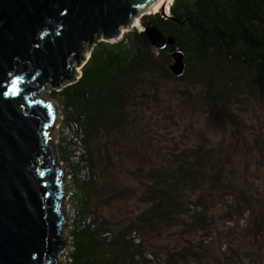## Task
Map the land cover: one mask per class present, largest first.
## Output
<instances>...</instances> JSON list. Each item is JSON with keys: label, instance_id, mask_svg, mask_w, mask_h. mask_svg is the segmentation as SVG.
<instances>
[{"label": "trees", "instance_id": "obj_1", "mask_svg": "<svg viewBox=\"0 0 264 264\" xmlns=\"http://www.w3.org/2000/svg\"><path fill=\"white\" fill-rule=\"evenodd\" d=\"M141 22L172 42L157 49L138 29L100 41L78 79L50 88L65 123L84 134L79 161L65 138L58 147L73 174L69 264H264V181L256 193L252 178L264 180V153L232 109L264 102V0H174L169 15ZM176 52L181 76L170 69ZM175 91L181 109L204 123H190L195 147L166 151L150 128L173 109ZM211 130L220 141H205ZM235 149H255V168L237 170ZM127 174L140 183L144 208L114 223L102 206L127 204Z\"/></svg>", "mask_w": 264, "mask_h": 264}, {"label": "water", "instance_id": "obj_2", "mask_svg": "<svg viewBox=\"0 0 264 264\" xmlns=\"http://www.w3.org/2000/svg\"><path fill=\"white\" fill-rule=\"evenodd\" d=\"M164 1L0 0V264H62L69 251L68 181L53 152L61 118L40 92L71 84L98 42L121 40ZM145 32L157 49L172 42L158 27ZM172 57L170 69L181 76L184 55Z\"/></svg>", "mask_w": 264, "mask_h": 264}, {"label": "rangeland", "instance_id": "obj_3", "mask_svg": "<svg viewBox=\"0 0 264 264\" xmlns=\"http://www.w3.org/2000/svg\"><path fill=\"white\" fill-rule=\"evenodd\" d=\"M161 13L166 15L165 12L161 11ZM149 14L147 13L143 14L139 19L140 26L134 27V28L132 27L129 31H131L132 29H138L139 31H144L145 28L142 25L141 18ZM82 68L78 67L77 72L78 73L82 72L81 71ZM79 77L80 76H78L77 79ZM48 88L50 91V88L52 87L48 86ZM50 92H47V90L43 89V91L40 92V100H43L45 102L55 101L56 104L54 106L58 108L59 110L58 113L60 114V118H61L60 123L56 124L53 152H55L54 157L56 158L57 165L60 164V169H63L64 177L68 181V184L66 182V190H65V191H68V193L65 194V197L63 200V203H64L63 210L65 214L67 213L66 220L68 219L69 221L70 219L68 218V214L71 213V208H72V204H71L72 191L69 186V183H70L69 179L71 176L69 175V172L66 166L67 164L65 162L60 161V157L58 154L59 144L61 140H63L64 138L63 135H65V129H63V123L65 121L61 113L62 110H61L60 105L58 104L56 100L52 99L49 96ZM167 102L171 104L173 109L165 117L163 116L160 119V123H155L153 126H151L150 128L151 136H156L159 139H161L162 145L166 148V151H170V150L174 151L177 149L179 151H182L185 148L195 147L196 144L198 143V138L195 135V129L191 127L190 123L194 124L195 126L199 124L202 125L204 123L203 120L201 119V117H196V119L192 120V118H190L189 115L181 109V97L179 96L178 93H176V91L174 92V94H172L168 98ZM244 105L245 106H242V107H237V106L232 107V109H235L236 113H238L237 116L239 117V120H240L239 122L244 123V124H241L242 135L246 134L249 144H251L252 140H254V135L258 136V140L262 148L261 151L264 153V102H259V101L247 102ZM65 137L66 139H68V136L65 135ZM221 137L222 135L220 134V132L211 130L209 133H206L205 141L207 143L218 142L221 140ZM68 143H71V142L68 141ZM71 144L73 146V143ZM228 145H229V137H228ZM257 155L258 153L255 149H253V152L249 153L248 156H244L243 153L238 152L235 149L234 151H232L230 160L235 162L233 165L237 170H241L245 166H248L251 169H254L256 165V161H258V159L256 158ZM61 163H63L64 165H62ZM239 164H242V166H240ZM252 178L255 183L254 188L256 190L258 189L256 193H259V192L263 193L261 189L263 186V181H264L263 176L258 177V175H253ZM121 179H122V182H124V186L125 187L127 186L128 188L131 189L130 195L128 196L129 197L128 200H124L127 202V204L125 205L124 203L121 204V203H118V201H115L111 203L110 205L104 204V206H102V213L105 216H107L109 219H111L114 223L115 222L128 223L129 220L132 218V216L133 217L136 216V214L140 211L139 207L144 208V206H141L140 205L141 203L137 201V196H139V194L141 193L140 183L134 178H132V176H130L129 174L122 176ZM100 199L101 198H99V200ZM67 225H70V223H67ZM69 230H70V227H65V230L63 232L65 241L68 240L67 244L69 246H66V249H68L69 251L64 252V256L61 258L62 264H67L69 262L67 260V256L70 250L72 249Z\"/></svg>", "mask_w": 264, "mask_h": 264}, {"label": "built area", "instance_id": "obj_4", "mask_svg": "<svg viewBox=\"0 0 264 264\" xmlns=\"http://www.w3.org/2000/svg\"><path fill=\"white\" fill-rule=\"evenodd\" d=\"M169 13L170 12H168V14H166V15H169ZM63 129H65V135L68 136V139H66L65 135H63L64 138L67 141L73 143L74 152H73V154L71 156V161H79V156H81L83 153H85V147H84V143H83V139H84L83 130L80 127L79 123L76 122V121H72L70 123H65L64 122L63 123ZM61 164L64 165L63 163H61ZM66 164L65 165L67 166L69 175L71 176L70 179H69L70 180L69 186L71 188V181H72L73 174H72V170L68 166V163H66ZM59 168H60V166H59ZM66 181H67L66 178L63 176V183L66 182ZM67 184H68V182H67ZM65 185H66V183H65ZM64 190H66V186H64ZM71 191H72V189H71ZM64 197H65V195H64ZM63 205H64V203H63ZM72 216H74V213H73V210L71 208V213L68 214V218L70 220H69V222H67V223H70V226H71V223L73 221L72 220ZM67 221H68V219H67Z\"/></svg>", "mask_w": 264, "mask_h": 264}, {"label": "bare ground", "instance_id": "obj_5", "mask_svg": "<svg viewBox=\"0 0 264 264\" xmlns=\"http://www.w3.org/2000/svg\"><path fill=\"white\" fill-rule=\"evenodd\" d=\"M172 2H173V0H165L164 3L162 4V6L160 7V11H165V13L167 14L170 11V7H171ZM151 14H155V13L151 12ZM138 26H140L139 19L134 21V25L132 27L134 28V27H138ZM126 32L127 31H124V33H126Z\"/></svg>", "mask_w": 264, "mask_h": 264}]
</instances>
